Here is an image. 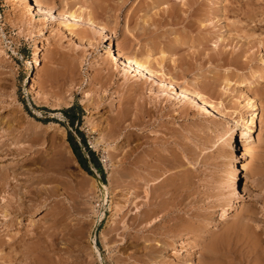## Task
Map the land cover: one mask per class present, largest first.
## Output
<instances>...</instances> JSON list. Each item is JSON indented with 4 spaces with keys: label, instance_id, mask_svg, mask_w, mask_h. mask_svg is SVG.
<instances>
[{
    "label": "rangeland",
    "instance_id": "obj_1",
    "mask_svg": "<svg viewBox=\"0 0 264 264\" xmlns=\"http://www.w3.org/2000/svg\"><path fill=\"white\" fill-rule=\"evenodd\" d=\"M42 2L53 15L42 18L18 0H0V173L10 175L1 186L0 207L15 201V191L23 208H33L10 220L0 208V264H144L140 259L149 245L157 250L158 239L175 241L187 226H193L188 244L147 264H264V0ZM14 6L24 11L19 13L23 17H16ZM57 10L79 14L71 22L83 40L66 31ZM88 15L104 26L113 51L148 57L165 79L198 90L215 109L191 100L183 106L178 95L166 97L150 81L123 73L110 61L108 41L95 34ZM108 70L112 78L105 89L100 75ZM134 83L143 84L144 94L132 92ZM248 99L255 104L248 132L253 151L238 158L247 170L237 169L235 177L227 138L235 119L249 114L244 105ZM137 101L147 108L141 110ZM68 107L66 115L61 110ZM68 115L78 116L72 126ZM118 115L119 132L110 131L108 125ZM79 134L98 167L90 162ZM67 135L78 145L89 173L78 165ZM233 139L239 155L238 136ZM126 152L143 157L141 163L128 164L133 168L129 172L135 171L129 178L135 180L126 178L141 183L140 190L121 185L117 172L125 167L120 159ZM156 175L162 185L153 188ZM97 178L109 187L106 198ZM184 178L192 179L198 200L194 198L189 213L178 212L167 221L157 212L132 228L149 199L156 203L172 196L176 189L171 185ZM110 179L117 182L115 188ZM234 191L239 196L228 209ZM134 202L140 204L135 207ZM129 230L134 233L127 238ZM211 241L218 243V251L208 250Z\"/></svg>",
    "mask_w": 264,
    "mask_h": 264
},
{
    "label": "bare ground",
    "instance_id": "obj_2",
    "mask_svg": "<svg viewBox=\"0 0 264 264\" xmlns=\"http://www.w3.org/2000/svg\"><path fill=\"white\" fill-rule=\"evenodd\" d=\"M13 2V1H12ZM15 2V1H14ZM18 2L19 3H22V4H24V6H25V9H26V7H27V10H29V11H31V13L32 14H38V15H40V16H43L42 18H46V17H49V16H51V15H53V12H52V8L51 7H48V6H46V4H44L43 2H42V0H18ZM20 6V5H19ZM12 8H14V10L16 9V7L14 6V7H12ZM24 8H22V10H23ZM14 10H13V12H14ZM58 12V15H59V17H61L62 16V19H63V26H65L64 28L66 29V31H69V33H71V34H74V35H76L75 34V24H74V22H71L72 20H75L76 21V19H78L80 16H79V14L78 13H76V11H74V10H69V11H65V12H61L60 10H57ZM24 12V11H23ZM22 12V13H23ZM19 13H21L20 12V10H19V8L17 9V10H15V14L17 15L16 17H18L19 18V16H21V17H23L22 15H19ZM21 13V14H22ZM56 13V14H57ZM82 19V18H81ZM20 20H21V18H20ZM35 20V19H34ZM86 20H87V22H89V24H90V26H92L93 28H94V30H95V34L98 36H103L104 37V40L105 41H108L106 44H108V47H109V49H108V51H110L111 52V58H110V61H115L116 63H117V65H119V67H121V69H122V71H123V73H125L126 75H130V76H132V77H134L135 79L137 78H144L143 80H148V81H150L151 82V84H153V86L155 87L154 89H156V91H160L161 93L162 92H164V93H162L163 95H167L166 97H169V98H171V97H173V96H176V95H178L179 97H181V99H183L184 100V102H183V106H186V105H189L188 103L190 102V100L192 101V102H194V101H196L197 103H200L201 105H204L207 109L209 108L210 110H214L215 109V106H214V104L212 103V101L210 102L209 101V99H205V97L197 90V91H195V90H190L189 88H187V87H184V86H182V85H178V84H176V83H174L173 81H172V77L169 79V80H167V79H165V77H164V73H162V72H159L160 70H158V69H156L153 65H152V63H151V61L149 60V58L148 57H143L142 55H139L138 53H136V52H134V53H132V54H130V55H125L124 53H122V51L120 50V49H117L116 51H113L112 49H111V43H110V38H109V36L105 33V28H104V26L103 25H101V24H98V23H96V21L95 20H93V18L91 17V15H88V17H86ZM22 21H23V18H22ZM79 32V31H78ZM70 34V35H71ZM79 34H81L80 32H79ZM77 37V39H79V41H81V40H83V37L84 36H82V35H80V36H82V37H80L79 35H76ZM90 36V35H89ZM92 36V35H91ZM88 38V37H87ZM86 40H88V39H86ZM89 43V42H88ZM83 44V43H82ZM107 51V52H108ZM106 59H107V57H106ZM36 60H38V59H34V61L36 62ZM108 60V59H107ZM104 63L106 62V61H104V60H102ZM109 62V61H108ZM107 63V62H106ZM103 64V63H102ZM104 65V64H103ZM109 72V70L105 73V74H101L100 75V77H101V80H100V85L101 86H103V88H104V86H105V89H106V84L108 83V81H109V79H110V74L108 73ZM99 78V77H98ZM111 78H112V76H111ZM97 80V79H96ZM226 80V83L227 84H229V80L228 79H225ZM137 82V81H136ZM143 82V81H142ZM138 83V82H137ZM137 83H134V84H137ZM133 84V83H132ZM139 84V83H138ZM136 85V86H134V87H136V92L135 91H132V92H134V93H137L138 92V94H140L139 93V91H140V87H141V84H140V86L139 85ZM227 86V85H226ZM108 87V86H107ZM142 87H143V84H142ZM150 88V87H149ZM208 88V87H207ZM105 89L103 90V91H105ZM131 89H132V87H131ZM135 89V88H134ZM142 89V88H141ZM142 94H144L143 93V91L141 90L140 91ZM137 94V95H138ZM141 94V95H142ZM139 96V95H138ZM162 96V95H161ZM165 97V96H164ZM135 98V97H134ZM141 98H142V96H141ZM175 98V97H174ZM166 99H168V98H166ZM182 100V101H183ZM140 101V100H139ZM144 101V100H143ZM189 101V102H188ZM138 102V101H137ZM135 104H137V103H135ZM138 104H139V102H138ZM137 104V105H138ZM247 105V106H245V107H249V109H248V111L250 110V112H249V114L245 117V118H242V117H239V118H237V119H235L236 121H235V124H234V126L233 127H230V133H229V135H228V138H227V140H228V142L230 143L229 145H231V147H232V149H231V151L229 150V153L230 154H228L229 155V162L231 161V163H233V170H232V175L233 176H235L236 177V172H237V169H239V170H247V165L246 164H244V163H242L241 161H239L238 162V158H241V157H244V156H246V155H248V154H250L253 150V145H252V141H250L248 138H249V127H250V125L253 123V121H254V116H255V104L253 103V101L252 100H250V99H248V100H246V103H244V105ZM139 106L141 107V110L142 109H146L147 107L145 106V103L144 102H140V104H139ZM154 106H155V104H154ZM135 108V107H134ZM200 108V107H199ZM139 109V108H138ZM183 109H185V108H183ZM131 110V109H130ZM246 110V109H245ZM121 112V111H120ZM127 112V111H126ZM147 112V111H146ZM124 114V112H121V114ZM143 113V112H142ZM224 113V112H223ZM127 114V113H126ZM220 114V113H219ZM121 117L122 116H120V115H118V116H115V117H113L112 118V120H111V124H109L108 126H109V130L111 131H118L119 132V130H116L117 128L118 129H120V119H121ZM138 117V116H137ZM107 122V121H106ZM114 131V132H115ZM8 133V132H7ZM110 133H112V132H110ZM110 133H108V135L110 134ZM103 134V133H102ZM106 134V133H105ZM115 134H117V133H115ZM113 135V136H112ZM112 135H111V137H113L114 138V140H115V135L112 133ZM118 135H119V133H118ZM233 135H237L238 136V139H239V144H240V146H239V150H237L238 152H239V155H236V154H234V147H236V146H232L233 145V141H235V139H233L232 141H231V139H232V137H233ZM11 136V135H10ZM117 136V135H116ZM102 138H103V136H101ZM105 137H107L106 135H105ZM109 137V136H108ZM111 137H109V138H111ZM108 138V139H109ZM117 138V137H116ZM28 140V139H27ZM102 140V139H101ZM18 142V141H17ZM7 143V142H6ZM5 144V143H4ZM0 146H1V144H0ZM3 147V146H2ZM15 148V147H14ZM1 150H2V148H0ZM4 149V148H3ZM15 150V149H14ZM24 150V149H23ZM23 150H21V151H23ZM26 150V149H25ZM6 151V150H5ZM236 151V152H237ZM118 152V151H117ZM19 154V153H18ZM120 155H121V153H120ZM111 156V155H110ZM146 157V156H145ZM143 159V157H139V156H136L135 155V157H131V152H130V154L129 153H127L126 152V154H124L123 155V157L120 159V160H124V162L122 163V164H124V166H122V167H124V168H122L123 169V171L122 170H120V172L121 173H118L117 171V174L119 175L120 174V182L122 183H120L121 185H122V187H124V188H126L127 190H129V189H134V188H138V187H140L141 186V183H134V182H132V181H134L135 179H133L132 180V178L130 179L129 177H131V176H133V173L135 174V171H131V172H129V170L130 169H133L131 166H129L128 164L130 163V165L132 164V163H137L138 164V162H140L141 163V161H143L142 160ZM134 160V161H133ZM144 160H145V158H144ZM161 160V159H160ZM115 161V160H114ZM150 161V160H149ZM120 162V161H119ZM146 162V161H145ZM176 162V161H175ZM144 163V162H143ZM177 163V162H176ZM153 164V163H152ZM166 164V163H165ZM135 165V164H134ZM150 165V164H149ZM148 165V166H149ZM155 165V164H154ZM153 165V166H154ZM167 165V164H166ZM139 167V166H138ZM137 167V168H138ZM158 167V166H157ZM142 170V169H141ZM6 171V170H5ZM140 171V170H139ZM1 172V171H0ZM9 172V171H8ZM185 172V171H184ZM186 173V172H185ZM9 174V173H8ZM7 173H0V191L2 190V188H1V186H3V185H6V182H7V178H9L8 176H10V175H8ZM12 174V173H11ZM24 174V173H23ZM137 174V173H136ZM173 174V173H172ZM13 175V174H12ZM28 175V174H27ZM32 175V174H31ZM36 175V174H35ZM141 175L142 174H139V176L141 177ZM183 175V174H182ZM17 176V175H16ZM33 176V175H32ZM117 176V175H116ZM157 177H155V178H153V188L154 187H156V186H158L159 184H161L162 185V183H159V182H161L160 180H158V178L160 177L159 175H156ZM159 176V177H158ZM180 176V175H179ZM35 177V176H34ZM33 177V178H34ZM111 177V176H110ZM184 177V176H183ZM232 177V176H231ZM122 178H123V180H122ZM126 178H129L130 180H132V181H128V179H126ZM12 179V178H11ZM112 179V178H111ZM110 179V182H109V184L110 185H113V187L115 188L116 186H114L117 182H115V184H114V182L112 181ZM137 179H139V178H137ZM142 179H143V176H142ZM177 179V178H176ZM180 179V178H179ZM226 179H227V177H226ZM30 180V179H29ZM139 180H141V179H139ZM146 180V179H145ZM192 180V179H191ZM189 178L188 179H186V178H184L183 180H181L179 183H177V184H174L175 185V187L173 186V185H171L172 186V188H175L176 189V192L174 193V194H172V196H162L161 198H163L164 197V199L163 200H160L159 202H156L155 203V201H151V200H153V199H149V203L147 204H145V206H144V210H143V212L140 210V211H138V213H137V215H136V217H135V220L133 221V223H132V228H136L135 226H138V225H140V224H142V222H144V221H147L146 219H148V218H151V219H153V216L154 217H156V215L158 214L157 212H161L162 213V217L163 218H165L166 219V217H170V216H174V214H178V212L180 213V212H183V213H189V211H190V209H192V206H193V204L195 203V202H197L194 198H193V195L196 193L195 191L196 190H194L191 186H192V184H193V182L191 181ZM229 180V179H228ZM34 181V180H33ZM167 181V180H166ZM171 181V180H170ZM38 182V181H37ZM40 182V181H39ZM12 183V182H11ZM145 185H147V183H148V181L146 180L145 182ZM158 183V184H157ZM168 183V182H167ZM14 184V183H13ZM119 184V185H120ZM143 184V183H142ZM222 184H224V183H222ZM243 184V187H241L242 188V191H245L247 188V186H246V181L244 182V183H242ZM37 185V184H36ZM96 185H97V188H99V190H100V192H101V195H102V197L103 198H106V196H107V194L109 193V187H108V185L104 182V181H102V180H100V179H96ZM152 185V184H151ZM166 185V184H165ZM164 186V185H163ZM230 186V185H229ZM143 187V186H142ZM180 187H183L182 189L180 188ZM118 188V187H117ZM151 188V187H150ZM171 188V189H172ZM230 188V187H229ZM249 188V187H248ZM139 189V188H138ZM140 189H141V187H140ZM139 189V190H140ZM158 189V188H157ZM15 190H17V189H15ZM48 190V189H47ZM125 190V189H124ZM151 190H153V189H151ZM159 190V189H158ZM172 190H174V189H172ZM8 191V190H7ZM157 191V190H156ZM164 191V190H163ZM193 191L195 192V193H193ZM10 192V191H9ZM12 193H11V195H13V198H15V201L14 202H9V201H6V203H3V205L1 206L2 207V209H4L3 210V215H4V217L6 218V217H8V220H10V219H12V218H14V219H17V218H19V215L20 214H22V212H23V210H25V211H27V212H29V211H31L32 210V212H33V208L31 207V208H23L22 207V204L19 202V200H20V194L18 193V192H15V191H11ZM20 192V191H19ZM145 192V191H144ZM159 192H160V190H159ZM167 192H169V191H165V194L167 193ZM172 192V191H171ZM198 192V191H197ZM2 193V192H1ZM22 193V192H21ZM138 193V192H137ZM136 193V195H135V197L130 201V203L131 202H133V200L136 198V197H138V194ZM143 193V192H142ZM209 193V192H208ZM46 194H47V192H46ZM50 194V193H49ZM169 194V193H168ZM236 194H238V193H236L235 191H234V195H233V197L229 200V206H228V209H230V208H233L235 205H233V201H234V199H236V198H238V196L239 195H236ZM171 195V194H170ZM157 196V195H156ZM159 196V195H158ZM161 196V195H160ZM50 197V196H49ZM198 197V196H197ZM12 198V197H11ZM10 198V199H11ZM12 198V199H13ZM102 198V199H103ZM131 198V197H130ZM151 198H152V196H151ZM160 198V197H159ZM160 198V199H161ZM10 199H8V200H10ZM11 199V200H12ZM157 199V198H156ZM14 200V199H13ZM39 200V199H38ZM127 201H129L130 199H126ZM201 200V199H200ZM158 201V200H157ZM3 202V201H2ZM39 202V201H38ZM135 204H136V206L135 207H137V205H139V204H137L136 202H134ZM34 204V203H33ZM134 204V205H135ZM196 204V203H195ZM1 205V204H0ZM25 205V204H24ZM172 206V207H171ZM0 207V208H1ZM227 207V206H226ZM10 208V209H9ZM35 209V208H34ZM178 210H180V211H178ZM22 211V212H21ZM250 211V210H249ZM140 212H142V214L140 213ZM140 213V214H139ZM13 214V215H12ZM17 214V215H16ZM113 214V213H112ZM116 214V213H115ZM114 214V215H115ZM139 214V215H138ZM182 214V213H181ZM160 216V215H159ZM167 221L169 220V219H166ZM170 220H171V218H170ZM183 221V220H182ZM190 221V220H189ZM30 222V219H29V221H28V223ZM51 222V221H50ZM150 222V221H149ZM152 222V221H151ZM168 223H170V221L168 222ZM178 223V222H177ZM185 223V222H184ZM171 224V223H170ZM173 224V223H172ZM171 224V225H172ZM190 224V223H189ZM230 224V223H229ZM240 224V223H239ZM153 225V224H152ZM186 225V224H185ZM35 226V225H34ZM130 226V225H129ZM128 226V227H129ZM166 226H168V224L166 225ZM165 226V228H167ZM170 226V225H169ZM173 226V225H172ZM171 226V227H172ZM175 226V225H174ZM178 226V225H177ZM170 227V228H171ZM183 227V226H182ZM192 227L193 226H187V228H186V232L184 231V233H181V236H179L178 238H177V240H175L174 241V239L173 240H170V241H166L165 239H158L160 242H159V244H158V242H157V244H158V246L157 247H159V248H157V250L151 245H149V247L150 248H147L146 250H147V252H145L144 254H143V258H142V260L140 259V262H143L144 264H147V262H149V261H155V263L156 262H158L157 261V259H161V258H163V257H166L167 255L165 254V252H167V251H171V250H177V249H179L178 247H177V245H186V244H188V241H187V239L190 237V235H191V233H192ZM169 228V227H168ZM174 228V227H173ZM176 228V227H175ZM184 228V227H183ZM45 229V228H44ZM48 229V228H47ZM140 229V228H139ZM145 229V228H144ZM150 229V228H149ZM178 229V228H177ZM182 229V228H181ZM230 229V228H229ZM234 229V228H233ZM128 230V229H127ZM172 230V229H171ZM183 230V229H182ZM182 230H180V231H182ZM194 230V229H193ZM139 231V230H138ZM169 230H167V232H168ZM133 231H131V230H129L128 232H127V234H128V237L127 238H130L131 237V233H132ZM164 232H166V231H164ZM171 232V231H170ZM226 232V231H225ZM241 232V231H240ZM246 232V231H245ZM134 233V232H133ZM40 234V233H39ZM167 234H169V233H167ZM177 234V233H176ZM193 234V233H192ZM170 235H172V233L170 234ZM180 235V234H179ZM124 236V235H123ZM159 236V235H158ZM168 236V235H167ZM173 236L175 237L176 235H174L173 234ZM169 237V236H168ZM254 237V236H253ZM256 237V236H255ZM121 238V237H120ZM154 239H152V240H155L156 238L155 237H153ZM160 238V237H159ZM170 238V237H169ZM176 238V237H175ZM217 238V237H216ZM224 238V237H223ZM257 238V237H256ZM21 239L22 238H20V241H21ZM125 239V238H124ZM132 239V238H131ZM135 239V238H134ZM238 239V238H237ZM236 239V240H237ZM24 240V239H23ZM29 240H31V239H29ZM165 240V241H164ZM202 240V239H201ZM212 240H215L216 242H217V240H218V238H217V240L214 238V239H212ZM248 240V239H247ZM251 240V239H250ZM259 240V239H258ZM215 241H211L210 242V245H207L208 246V250H210V252L211 251H214L215 250V248L216 247H218V243H216ZM223 241V240H222ZM261 241V240H260ZM22 242V241H21ZM226 242V241H225ZM93 243V245H94V247H95V244H94V241L92 242ZM146 243V242H145ZM221 243V242H220ZM250 243H252V242H250ZM257 243V242H256ZM156 244V245H157ZM242 244V243H241ZM249 244V243H248ZM258 244V246H259V243H257ZM25 246V245H24ZM143 246V245H142ZM257 245H255V247H256ZM257 246V247H258ZM262 246V245H261ZM29 247V246H28ZM27 247V248H28ZM147 246H145L144 248H146ZM193 247H195V248H197V250H196V252H199L198 251V249H200V245H199V243H195L194 245H193ZM193 247H191V248H193ZM250 247H252V246H250ZM254 247V246H253ZM256 247V248H257ZM261 248V247H260ZM218 248H216V251H218L217 250ZM225 249V248H224ZM254 249V248H253ZM26 250V249H25ZM34 250V249H33ZM194 250V249H193ZM192 250V251H193ZM239 250V249H238ZM250 250V249H249ZM248 250V251H249ZM258 250H259V248H258ZM262 250V249H261ZM27 251V250H26ZM28 251H31V250H28ZM228 251V250H227ZM250 251H252V250H250ZM257 251V250H256ZM255 251V252H256ZM260 251V250H259ZM258 251V252H259ZM10 252V251H9ZM194 252V251H193ZM192 252V253H193ZM241 252H242V250H241ZM254 252V251H253ZM252 252V253H253ZM257 252V253H258ZM17 253V252H16ZM143 253V252H142ZM221 253V252H220ZM227 254H228V252H226ZM240 253V252H239ZM260 253H262V252H260ZM225 254V253H224ZM232 254H234L235 255V253H233L232 252ZM231 254V255H232ZM255 254V253H254ZM259 254V253H258ZM258 254H257V256L256 257H258ZM6 255V254H5ZM221 255V254H220ZM220 255H219V257H220ZM223 255V254H222ZM221 255V256H222ZM233 255V256H234ZM260 255V254H259ZM262 255V254H261ZM21 256V255H20ZM31 256V255H30ZM224 256H226V255H224ZM240 257V255L238 254L237 255V257ZM245 256H248V255H245ZM244 256V257H245ZM37 257H38V255H37ZM142 257V256H141ZM241 257H243V256H241ZM240 257V258H241ZM27 258V257H26ZM59 258V257H58ZM134 258V257H133ZM247 258V257H246ZM249 258V257H248ZM261 258V257H260ZM31 259V258H30ZM35 259V258H34ZM39 259V258H38ZM37 258L35 259V260H38ZM188 259V258H187ZM220 259V258H219ZM242 259V258H241ZM253 259V258H252ZM257 259V258H256ZM11 260V259H10ZM25 260H27V259H25ZM53 260H55V259H53ZM228 260V259H227ZM233 260V259H232ZM234 260H236V258L234 259ZM239 259H237L236 261H238ZM243 260H245V259H243ZM254 260V259H253ZM5 261V260H4ZM60 261V260H59ZM168 261V260H167ZM241 261V260H240ZM5 262H8V261H5ZM10 262V261H9ZM31 262V261H30ZM34 262V261H33ZM36 262V261H35ZM38 262V261H37ZM56 262H58V261H56ZM118 262V261H117ZM137 262H138V260H137ZM239 262V261H238ZM253 262V261H252ZM256 262V261H255ZM26 263H28V262H26ZM39 263V262H38ZM44 263V262H43ZM58 263H60V262H58ZM33 264H35V263H33ZM41 264V263H40ZM60 264H62V262L60 263ZM131 264V263H130ZM232 264V263H231ZM236 264V263H235ZM249 264V263H248ZM255 264V263H254ZM257 264V263H256ZM258 264H260V263H258Z\"/></svg>",
    "mask_w": 264,
    "mask_h": 264
},
{
    "label": "trees",
    "instance_id": "obj_3",
    "mask_svg": "<svg viewBox=\"0 0 264 264\" xmlns=\"http://www.w3.org/2000/svg\"><path fill=\"white\" fill-rule=\"evenodd\" d=\"M71 107V106H70ZM70 107L68 108H65V109H62L61 111L64 112L66 115H67V112L69 109H71ZM67 119H68V124L69 126H72L74 124V121L77 120L78 121V116H71V115H68L67 116ZM79 138L83 144V147L86 151V154L88 155L89 157V160L90 162L95 166V167H98V162L96 160V157H94V154H93V151H91L88 147H87V144L85 143V140L84 138L79 134ZM66 141L71 149V152L73 154V156L75 157L78 165L80 166V168H82L84 171L88 172L89 173V170L87 168V165L85 163V159L84 157L82 156L80 150H79V147L78 145L72 140L71 136L67 135L66 136Z\"/></svg>",
    "mask_w": 264,
    "mask_h": 264
}]
</instances>
